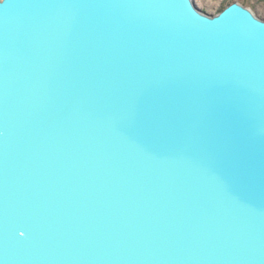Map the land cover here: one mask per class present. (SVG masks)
<instances>
[{
    "label": "water",
    "instance_id": "1",
    "mask_svg": "<svg viewBox=\"0 0 264 264\" xmlns=\"http://www.w3.org/2000/svg\"><path fill=\"white\" fill-rule=\"evenodd\" d=\"M0 264H264V18L0 0Z\"/></svg>",
    "mask_w": 264,
    "mask_h": 264
},
{
    "label": "rangeland",
    "instance_id": "2",
    "mask_svg": "<svg viewBox=\"0 0 264 264\" xmlns=\"http://www.w3.org/2000/svg\"><path fill=\"white\" fill-rule=\"evenodd\" d=\"M234 1H238L252 8L258 16L264 18V0H194L195 4L201 10L210 14L218 13L220 9Z\"/></svg>",
    "mask_w": 264,
    "mask_h": 264
},
{
    "label": "trees",
    "instance_id": "3",
    "mask_svg": "<svg viewBox=\"0 0 264 264\" xmlns=\"http://www.w3.org/2000/svg\"><path fill=\"white\" fill-rule=\"evenodd\" d=\"M222 9H223V8H222ZM222 9H220V11H221Z\"/></svg>",
    "mask_w": 264,
    "mask_h": 264
}]
</instances>
